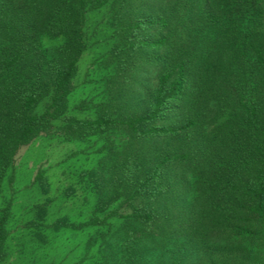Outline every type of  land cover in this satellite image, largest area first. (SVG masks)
<instances>
[{
    "label": "trees",
    "instance_id": "obj_1",
    "mask_svg": "<svg viewBox=\"0 0 264 264\" xmlns=\"http://www.w3.org/2000/svg\"><path fill=\"white\" fill-rule=\"evenodd\" d=\"M103 8V100L94 118L65 116L87 13ZM53 129L120 133L108 176H93L122 201L103 219L33 226L122 219L98 264H264V0H0V183L19 146Z\"/></svg>",
    "mask_w": 264,
    "mask_h": 264
},
{
    "label": "rangeland",
    "instance_id": "obj_2",
    "mask_svg": "<svg viewBox=\"0 0 264 264\" xmlns=\"http://www.w3.org/2000/svg\"><path fill=\"white\" fill-rule=\"evenodd\" d=\"M109 21L108 8L87 13L83 27L85 49L77 63L65 116L91 119L99 110L107 74L102 63L115 44V30ZM61 42L43 38L41 46L48 48ZM45 106L46 101L36 112L42 113ZM54 129L19 146L8 162L0 183V219L6 217V257L1 264H98L123 226L124 221L117 218L88 229L63 228L57 232L31 224L38 220L46 225L65 219L81 225L93 215L103 219L122 201H115L102 188L99 192L97 177L93 176H108L113 151L123 141L120 133L108 132L80 140L66 139ZM39 172L45 178L46 192L41 191L36 180ZM109 203V209L101 210V204ZM43 206L45 212L39 213ZM222 244L217 242L215 246Z\"/></svg>",
    "mask_w": 264,
    "mask_h": 264
}]
</instances>
